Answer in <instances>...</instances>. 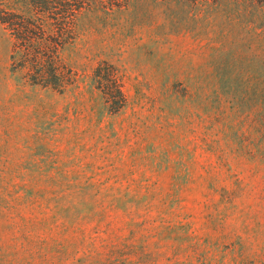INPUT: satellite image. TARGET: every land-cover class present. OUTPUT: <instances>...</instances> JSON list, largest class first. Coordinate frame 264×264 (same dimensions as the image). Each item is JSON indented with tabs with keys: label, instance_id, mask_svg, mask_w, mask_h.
<instances>
[{
	"label": "rangeland",
	"instance_id": "374dc122",
	"mask_svg": "<svg viewBox=\"0 0 264 264\" xmlns=\"http://www.w3.org/2000/svg\"><path fill=\"white\" fill-rule=\"evenodd\" d=\"M189 18L159 0L84 18L62 92L13 71L0 26V264H264V64L232 72L246 47Z\"/></svg>",
	"mask_w": 264,
	"mask_h": 264
},
{
	"label": "trees",
	"instance_id": "16d2710c",
	"mask_svg": "<svg viewBox=\"0 0 264 264\" xmlns=\"http://www.w3.org/2000/svg\"><path fill=\"white\" fill-rule=\"evenodd\" d=\"M132 0H0V26L12 39V69L20 71L30 84L50 87L60 92L75 81L72 67L63 53L80 37L84 18L105 20L126 9ZM158 1V0H156ZM190 13L194 23L205 22L218 30L213 40L239 43L248 54L235 51L230 57L243 69L253 58L264 64V0H159ZM246 58V59H245ZM92 85L100 90L110 112L125 104L117 70L103 61L92 71Z\"/></svg>",
	"mask_w": 264,
	"mask_h": 264
}]
</instances>
